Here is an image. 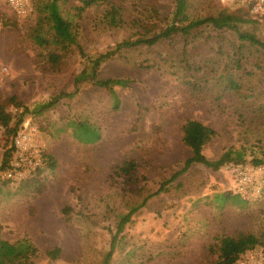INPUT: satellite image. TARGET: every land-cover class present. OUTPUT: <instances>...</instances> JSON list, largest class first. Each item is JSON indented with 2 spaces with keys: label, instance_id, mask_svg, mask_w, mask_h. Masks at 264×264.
<instances>
[{
  "label": "rangeland",
  "instance_id": "obj_1",
  "mask_svg": "<svg viewBox=\"0 0 264 264\" xmlns=\"http://www.w3.org/2000/svg\"><path fill=\"white\" fill-rule=\"evenodd\" d=\"M45 1L34 0L32 13L17 18L0 0V68H5L0 70V102L15 96L27 108L24 118L37 126L45 152L55 161L53 168H42L37 183L0 178V238L29 240L37 248L34 264H102L118 217L157 190L190 155L181 140L187 119L215 130L203 146L208 159L229 151H239L246 160L264 158V50L211 25L124 48L104 62L99 77L130 80L127 87H115L116 109L106 90L88 82L72 98L40 107L59 92L73 91V78L87 56L158 32L172 23L174 9V0H98L78 17L81 0L59 2L63 16L77 24L86 57L72 49L53 70L46 57L53 46L34 39L36 32L51 35ZM110 4L120 8L123 26L104 22ZM187 13L190 19L240 14L253 20L241 30L264 41V18L249 16L237 0H188ZM236 46H241V67L230 69L228 57H237ZM228 74L238 82L237 90L226 88ZM6 107L15 114L23 110L14 103ZM70 120L97 126L100 139L79 142ZM126 160L136 165L130 181L116 168ZM225 192L230 195L222 197ZM235 195L224 167L192 164L132 215L108 264H211L234 247L243 248L241 255L264 259V187L255 199ZM246 234L251 237L234 240ZM54 247L60 253L50 259L45 251Z\"/></svg>",
  "mask_w": 264,
  "mask_h": 264
},
{
  "label": "trees",
  "instance_id": "obj_2",
  "mask_svg": "<svg viewBox=\"0 0 264 264\" xmlns=\"http://www.w3.org/2000/svg\"><path fill=\"white\" fill-rule=\"evenodd\" d=\"M63 0H46L42 3V9L45 12L44 18L50 27V38H46L42 34L36 32L34 34V39L37 44L45 46L52 45L54 50L47 53V63L48 69H57L60 66L62 58L68 54L72 49H78L81 56H85L82 51L78 41L76 25L68 17L63 16L59 2ZM98 0H81V5L77 6L76 16H80L81 13L87 7L93 5ZM188 0H174V9L172 14V23L158 32H155L148 36H140L135 39H124L117 42L113 48L101 52L95 56H87L86 64L80 69V71L73 78L74 89L71 92H59L55 94L50 101H47L40 105L42 108H48L64 97L72 98L76 95L82 84L84 82L90 83V85L106 90L112 99V107L114 109L119 107L120 99L116 92L117 86L127 87L130 80L122 77H99L98 72L100 67L104 62L111 59L116 53L124 48H131L137 45H153L163 39L172 37L173 35H187L194 28H198L202 25H211L217 30H232L239 41L248 42L251 45L257 46L264 50V41H262L254 32L241 30V24L251 21L250 18H245L244 16L236 13H218L216 15H208L201 18L190 19L187 13ZM264 18V16H261ZM254 19L259 17H253ZM39 21V20H38ZM253 21V20H252ZM104 22L110 28H118L125 24V20L121 14V10L115 4H110L106 13L104 14ZM233 54L237 57L229 55L228 68L238 69L241 67L240 58L241 46L233 47ZM240 55V56H238ZM227 67V66H226ZM226 88L237 90L239 88L238 82L228 74L226 77ZM14 103L16 108L23 107V110L18 114H15L7 110L6 104ZM27 113V108L19 101L16 100L15 96L9 97L4 102H0V125L3 126V134L0 136V140L4 141L5 144L9 143L11 135H13L21 126L22 122L27 119L25 117ZM73 136L82 143H94L98 141L101 137L100 131L97 126L89 123L85 120H70L69 122ZM216 134L215 130L202 123L196 119H187L182 126V142L190 149V155L186 157L182 163L181 167L175 170L167 179L160 183V186L152 194L146 196L142 202L137 205L131 206L127 212L120 215L115 223V230L112 233L109 249L107 250L102 264H108L115 251L117 245V238L121 233L127 223L131 221L132 215L146 202L148 197L153 194H157L165 188V185L169 182L174 181L180 175L185 173L192 164H202L212 170H218L224 167L226 164H241L245 162L252 163L253 165H264V158L253 157L250 160L243 158V155L237 151L234 154L232 152H227L221 154L218 158L208 159L203 153V146L207 141H209ZM41 137V135H40ZM44 149V148H43ZM43 163L35 171L28 175V177L19 183L33 184L38 182V175L40 174L44 166L53 168L55 166V161L52 156L43 150L42 152ZM135 163L132 160H126L123 163L116 166L119 173L127 177L130 181L132 177V172L135 169ZM230 192H225L222 197H228ZM237 198H239L238 195ZM66 211V209L64 210ZM249 236L240 235L234 238L235 241H242ZM256 243H261L257 238L254 240ZM250 244L251 246L254 245ZM261 244L264 245V242ZM243 248L239 249L234 247L233 249H228L226 257L216 263L211 264H232L234 260L239 257ZM60 253L59 247H54L45 251V255L50 258H56ZM37 256V248L29 240L21 239L15 242H9L5 239L0 238V264H34V258Z\"/></svg>",
  "mask_w": 264,
  "mask_h": 264
},
{
  "label": "built area",
  "instance_id": "obj_3",
  "mask_svg": "<svg viewBox=\"0 0 264 264\" xmlns=\"http://www.w3.org/2000/svg\"><path fill=\"white\" fill-rule=\"evenodd\" d=\"M17 18H26L33 11L34 0H3ZM251 17L264 16V0H237ZM5 68H0L4 70ZM0 125V136L3 134ZM44 144L40 132L30 119H25L20 128L11 135L9 143L0 142V178L18 183L28 177L43 163ZM224 169L234 181L235 192L244 200L255 199L264 187V165L226 164ZM232 264H264L261 255L246 253Z\"/></svg>",
  "mask_w": 264,
  "mask_h": 264
}]
</instances>
